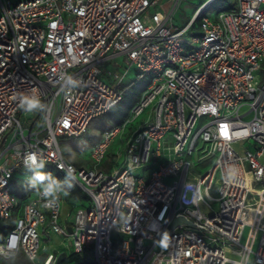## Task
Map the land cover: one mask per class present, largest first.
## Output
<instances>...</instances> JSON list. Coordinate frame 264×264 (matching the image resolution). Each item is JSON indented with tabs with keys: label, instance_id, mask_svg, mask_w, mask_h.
I'll use <instances>...</instances> for the list:
<instances>
[{
	"label": "built area",
	"instance_id": "obj_1",
	"mask_svg": "<svg viewBox=\"0 0 264 264\" xmlns=\"http://www.w3.org/2000/svg\"><path fill=\"white\" fill-rule=\"evenodd\" d=\"M186 1L0 0V220L14 217L1 258L50 264L41 227L86 264H264V0L214 16L206 0L178 28ZM139 80L123 123L92 146L94 166L66 161L59 139L82 137ZM29 101L36 115L21 121ZM40 165L87 204L62 219L68 192L48 183L19 201L15 174Z\"/></svg>",
	"mask_w": 264,
	"mask_h": 264
},
{
	"label": "rangeland",
	"instance_id": "obj_2",
	"mask_svg": "<svg viewBox=\"0 0 264 264\" xmlns=\"http://www.w3.org/2000/svg\"><path fill=\"white\" fill-rule=\"evenodd\" d=\"M12 3L17 2L18 0H9ZM206 0H187L186 2H181L175 9L172 18L173 24L181 28L188 21L194 17L197 12V8H200L202 4H204ZM235 0H216L205 12L208 16H214L218 11L229 8L234 4ZM111 68H107L109 70ZM105 70V68H104ZM133 78V74H129L125 78V82L131 80ZM105 80V77H104ZM139 83H142V80H139ZM131 103H134L131 102ZM130 104L129 102H122L116 108H114L111 112L99 116L92 120L89 124L86 133L77 139L74 138H60L59 142L61 145V151L64 156V159L76 167H93V163L90 160V150L92 146L97 143L101 134L104 130L109 129L114 126L118 120L122 118V115L126 114L128 111ZM32 110L29 113H24L21 115L20 120L23 121L27 117H30V121L33 120L36 113L34 112V106L30 107ZM150 113V108H146L144 112L129 125V129L126 130L127 136L123 137L124 142H126V138L136 129L138 128L146 119L148 114ZM119 140L117 138L115 142L112 144L109 150V156H107L106 161L101 166L102 169L110 170L114 163V157L112 156L119 149ZM118 167V165H115ZM206 169H202L201 172H204ZM136 176H141V171H135ZM167 181V180H166ZM168 182V181H167ZM41 182L37 180V175L30 170H20L15 174L12 187L13 192L19 201H24L32 196H34L36 190L40 188ZM88 202V200H87ZM86 202V203H87ZM84 205L83 201L70 199L62 206V219H65L69 210H73L75 208H80ZM39 233V256L42 254H52L56 252L58 255L61 253L71 254L73 253V247L69 245V238L62 234H55L52 231H48V234H45L42 231V228H38ZM91 255L88 253L81 254L80 257L83 259H88ZM11 260H17L20 262H25V260L21 257L15 256L12 259H3L0 257V264H3L4 261L10 262Z\"/></svg>",
	"mask_w": 264,
	"mask_h": 264
},
{
	"label": "trees",
	"instance_id": "obj_3",
	"mask_svg": "<svg viewBox=\"0 0 264 264\" xmlns=\"http://www.w3.org/2000/svg\"><path fill=\"white\" fill-rule=\"evenodd\" d=\"M139 82L140 81L134 82L126 90L125 96H124L123 100L121 101V103L122 102H129L130 106H129L126 114H124V116L122 115V118L120 120H118L117 123L112 127L120 126L123 123L124 119L129 114L130 108L137 101V99L140 97L141 93L145 90L148 82L145 80H142L141 81L142 83H139ZM133 101H134V103H131ZM112 110H110L109 112H111ZM112 127H110V128H112ZM28 170L34 172L37 175V180L39 182H41V184H47L48 183V184H60V185H62L65 188V190L68 192L67 201L70 199L83 201L84 205L82 207H84L87 204L86 202L88 199L84 195V193H82V191L78 187H76L73 183L66 181L64 179L63 174L60 173L59 171H57L54 167L47 166V165H40L37 168H32V169H28ZM41 176L44 177L43 180H41L39 178ZM13 224H14V217H11L8 220H0V243H2L4 237L12 229ZM17 257L23 258L25 260V262L23 263V262H20L17 260H11L10 262L4 261L3 264H28L27 260L25 259V257L22 254H18ZM61 264H86V263H85V259L81 258L80 255L72 253Z\"/></svg>",
	"mask_w": 264,
	"mask_h": 264
},
{
	"label": "water",
	"instance_id": "obj_4",
	"mask_svg": "<svg viewBox=\"0 0 264 264\" xmlns=\"http://www.w3.org/2000/svg\"><path fill=\"white\" fill-rule=\"evenodd\" d=\"M180 221H182V219H177V220L175 221V224L179 223ZM67 230H68L69 233H71V228H70V227H68ZM45 258H46V254H42V255L40 256V260H41V261L45 260ZM65 259H66V253H61V254H59V255L56 257V252H53V253H52V260H51L50 264H53L54 261H55L57 264H61L62 262L65 261Z\"/></svg>",
	"mask_w": 264,
	"mask_h": 264
},
{
	"label": "clouds",
	"instance_id": "obj_5",
	"mask_svg": "<svg viewBox=\"0 0 264 264\" xmlns=\"http://www.w3.org/2000/svg\"><path fill=\"white\" fill-rule=\"evenodd\" d=\"M29 104H30V106H34V102H32V101H29ZM41 180H43L44 179V177L43 176H41V177H39ZM47 191L48 192H51L52 191V188H51V186H49V188L47 189Z\"/></svg>",
	"mask_w": 264,
	"mask_h": 264
}]
</instances>
